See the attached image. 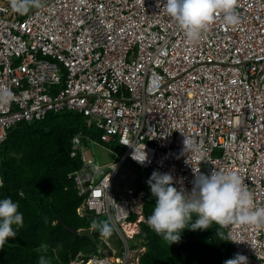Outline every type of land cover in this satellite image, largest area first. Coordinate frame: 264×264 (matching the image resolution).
Returning a JSON list of instances; mask_svg holds the SVG:
<instances>
[{
	"label": "built area",
	"instance_id": "1",
	"mask_svg": "<svg viewBox=\"0 0 264 264\" xmlns=\"http://www.w3.org/2000/svg\"><path fill=\"white\" fill-rule=\"evenodd\" d=\"M40 2L19 15L0 1V88L13 93L0 107V146L18 123L73 112L102 144L123 150L100 167L83 132L72 138L70 157L81 166L67 178L83 198L77 211L108 221L118 244L102 237L103 255L79 252L68 264H138L145 248L128 241L144 222V193L118 186L125 162L168 173L188 193L194 173L236 172L264 206V0H239L240 24L218 18L198 42L167 14L166 0ZM184 136L194 149L184 151ZM144 146L142 165L132 155ZM222 229L240 242L230 240L236 254L264 264V227Z\"/></svg>",
	"mask_w": 264,
	"mask_h": 264
},
{
	"label": "trees",
	"instance_id": "2",
	"mask_svg": "<svg viewBox=\"0 0 264 264\" xmlns=\"http://www.w3.org/2000/svg\"><path fill=\"white\" fill-rule=\"evenodd\" d=\"M84 121V116L78 113H49L41 121L18 123L9 130L0 146V200L11 198L18 204L23 226L13 225L16 236L0 249V264H40L42 255L47 264H68L79 252L104 254L106 245L100 240V232L89 229L92 220H105L77 213L83 198L77 196L75 184L67 175L80 168L81 162L70 157L71 141L82 131L86 147L91 143L106 147L116 154V160L123 150L102 144L98 131L86 128ZM126 164L135 174L132 185L135 194L144 193V222L140 223L135 243L145 251L138 264H224L235 257L230 241L217 235L218 231L225 232L215 223L206 230L186 228L180 241L171 245L158 236L147 224L156 202L147 183L153 172ZM196 218L193 214L192 221ZM60 220L79 231L76 240ZM41 245H47L46 252L37 251Z\"/></svg>",
	"mask_w": 264,
	"mask_h": 264
},
{
	"label": "clouds",
	"instance_id": "3",
	"mask_svg": "<svg viewBox=\"0 0 264 264\" xmlns=\"http://www.w3.org/2000/svg\"><path fill=\"white\" fill-rule=\"evenodd\" d=\"M9 3L11 9L19 15H26L30 9L41 7L40 0H9ZM238 5L239 0H166L164 3L167 14L178 23L189 42H198L218 18H222L227 26L240 24ZM12 99L13 93L9 89L0 88V107L10 104ZM194 148V141L185 137L184 151ZM132 158L143 165L148 159L145 146L139 152L134 148ZM115 168L116 165L113 170ZM147 183L152 196L156 198L153 212L147 218V224L170 245L180 241L181 232L186 228L193 231L206 230L213 223L220 228L230 225L264 227V206L254 204L252 194L236 172L194 173L193 188L190 193L178 191L172 186L173 177L168 173L154 171ZM193 214L197 217L194 222ZM13 225L22 227L23 216L18 213V204L11 198H4L0 200V249L9 238H15ZM91 230H98L103 238H109L113 226L108 221L94 219L91 221L89 232ZM77 232L79 234V231ZM217 235L224 241L240 243L235 241L231 233L225 236L223 232L218 231ZM37 251L46 252L47 245H41ZM40 264H47L43 255L40 256ZM224 264H248V258L237 253Z\"/></svg>",
	"mask_w": 264,
	"mask_h": 264
},
{
	"label": "rangeland",
	"instance_id": "4",
	"mask_svg": "<svg viewBox=\"0 0 264 264\" xmlns=\"http://www.w3.org/2000/svg\"><path fill=\"white\" fill-rule=\"evenodd\" d=\"M3 3H7L9 5V0H0ZM85 152L89 159H92L93 162L100 167H106L110 163L117 161L116 160V154L113 153L111 150L107 149L106 147H103L101 145H98L96 143H91L86 149ZM126 162L124 163L123 167L125 170L122 171V174L118 177V186L120 188L122 187H130L133 185V181L135 178L134 172L127 168ZM107 241L113 245H117L118 242L114 239V235H111L109 238H107ZM129 247L131 249L136 248L135 240H129ZM118 248V246H117ZM100 251V249H99Z\"/></svg>",
	"mask_w": 264,
	"mask_h": 264
},
{
	"label": "water",
	"instance_id": "5",
	"mask_svg": "<svg viewBox=\"0 0 264 264\" xmlns=\"http://www.w3.org/2000/svg\"><path fill=\"white\" fill-rule=\"evenodd\" d=\"M60 223H61L62 226H64L66 228V230L68 232H70L73 235V239L76 240L77 239V236H78V232L76 230H73V229L65 226V223H64L63 220H60Z\"/></svg>",
	"mask_w": 264,
	"mask_h": 264
}]
</instances>
